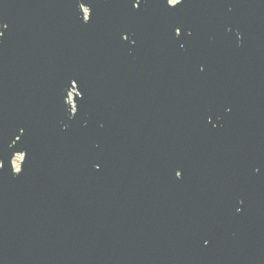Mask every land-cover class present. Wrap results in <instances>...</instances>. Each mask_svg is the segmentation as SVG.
Here are the masks:
<instances>
[{
    "label": "water",
    "instance_id": "water-1",
    "mask_svg": "<svg viewBox=\"0 0 264 264\" xmlns=\"http://www.w3.org/2000/svg\"><path fill=\"white\" fill-rule=\"evenodd\" d=\"M0 22V264H264V0Z\"/></svg>",
    "mask_w": 264,
    "mask_h": 264
},
{
    "label": "snow or ice",
    "instance_id": "snow-or-ice-1",
    "mask_svg": "<svg viewBox=\"0 0 264 264\" xmlns=\"http://www.w3.org/2000/svg\"><path fill=\"white\" fill-rule=\"evenodd\" d=\"M183 2H184V0H183ZM167 4L169 5L170 4V2H169V0H167ZM183 3H181L180 5H182ZM134 6L137 8V9H139L140 8V6H141V0H134ZM173 8H175L176 6H172ZM91 19H92V12H91V14H90V17L88 18V22H90L91 21ZM0 23H2L3 24V26H4V29H7L8 27H9V25L7 24V23H5V22H0ZM229 31H231V29H229ZM181 32H182V29L180 28V27H176V29H175V34L177 35V36H179V35H181ZM128 35L125 37V35L123 36V39L125 40V41H127V40H129L128 39ZM74 81H76V80H74ZM23 132H24V130L23 129H21V133L23 134ZM18 138V137H17ZM97 167H99V165H97ZM176 174H177V172H176Z\"/></svg>",
    "mask_w": 264,
    "mask_h": 264
},
{
    "label": "rangeland",
    "instance_id": "rangeland-1",
    "mask_svg": "<svg viewBox=\"0 0 264 264\" xmlns=\"http://www.w3.org/2000/svg\"><path fill=\"white\" fill-rule=\"evenodd\" d=\"M73 99V95L71 94V100ZM24 156L22 154H18L16 157H15V160H14V167L16 170L19 169L20 167V164L23 160Z\"/></svg>",
    "mask_w": 264,
    "mask_h": 264
},
{
    "label": "flooded vegetation",
    "instance_id": "flooded-vegetation-1",
    "mask_svg": "<svg viewBox=\"0 0 264 264\" xmlns=\"http://www.w3.org/2000/svg\"><path fill=\"white\" fill-rule=\"evenodd\" d=\"M179 1H181V0H179ZM84 12H85V14H86V16H88V14H89V10H88V8H84Z\"/></svg>",
    "mask_w": 264,
    "mask_h": 264
},
{
    "label": "clouds",
    "instance_id": "clouds-1",
    "mask_svg": "<svg viewBox=\"0 0 264 264\" xmlns=\"http://www.w3.org/2000/svg\"><path fill=\"white\" fill-rule=\"evenodd\" d=\"M178 2H179V0H170V3L173 4V5L178 3Z\"/></svg>",
    "mask_w": 264,
    "mask_h": 264
}]
</instances>
